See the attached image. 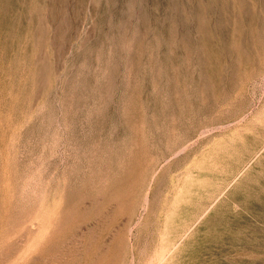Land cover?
Segmentation results:
<instances>
[{
    "label": "rangeland",
    "instance_id": "obj_1",
    "mask_svg": "<svg viewBox=\"0 0 264 264\" xmlns=\"http://www.w3.org/2000/svg\"><path fill=\"white\" fill-rule=\"evenodd\" d=\"M0 264H264V0H0Z\"/></svg>",
    "mask_w": 264,
    "mask_h": 264
}]
</instances>
